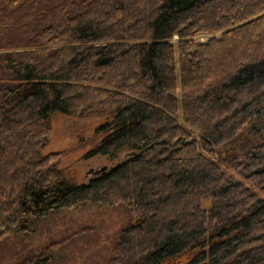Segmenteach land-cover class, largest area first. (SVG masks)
Here are the masks:
<instances>
[{
	"label": "trees",
	"instance_id": "16d2710c",
	"mask_svg": "<svg viewBox=\"0 0 264 264\" xmlns=\"http://www.w3.org/2000/svg\"><path fill=\"white\" fill-rule=\"evenodd\" d=\"M94 109L75 181L42 149ZM260 121L264 0H0V264L57 263L86 207L129 215L106 264H264Z\"/></svg>",
	"mask_w": 264,
	"mask_h": 264
},
{
	"label": "rangeland",
	"instance_id": "374dc122",
	"mask_svg": "<svg viewBox=\"0 0 264 264\" xmlns=\"http://www.w3.org/2000/svg\"><path fill=\"white\" fill-rule=\"evenodd\" d=\"M197 36L202 41L208 37L206 34ZM104 118L105 115L101 109H94L89 113L79 110L70 115H57L52 121L48 143L42 152L62 151L63 154L57 167L63 169L70 179L85 181L95 175L96 170L104 169L109 162L106 156H86L95 148L100 139L96 129ZM255 125L251 129L252 135L257 134V126H260L259 131L264 134V121L257 122ZM124 156V153L120 154L121 158ZM128 217V213L124 211L120 213L118 209L111 207L101 210L94 207L75 210L72 219L69 215L67 216L66 225L58 224L49 235H56L59 231H62L60 236L64 235L66 234L65 228L69 225L73 228L85 226V231L76 233L73 239L61 248V251L58 250V262L55 264L67 262L69 264H106L111 254V248H109L111 247V234L118 226L125 223ZM80 230L77 229V231Z\"/></svg>",
	"mask_w": 264,
	"mask_h": 264
},
{
	"label": "flooded vegetation",
	"instance_id": "af4514ba",
	"mask_svg": "<svg viewBox=\"0 0 264 264\" xmlns=\"http://www.w3.org/2000/svg\"><path fill=\"white\" fill-rule=\"evenodd\" d=\"M252 126H254V127H255L256 125H255V124H253V123H252L251 125H249V127H252ZM256 129H257V130H259V129H260V126H257V127H256ZM100 170H103V168H102V169H100ZM100 170H96V172H98V171H100ZM96 172H95V173H96Z\"/></svg>",
	"mask_w": 264,
	"mask_h": 264
},
{
	"label": "water",
	"instance_id": "95a60500",
	"mask_svg": "<svg viewBox=\"0 0 264 264\" xmlns=\"http://www.w3.org/2000/svg\"><path fill=\"white\" fill-rule=\"evenodd\" d=\"M254 124V122H252Z\"/></svg>",
	"mask_w": 264,
	"mask_h": 264
}]
</instances>
